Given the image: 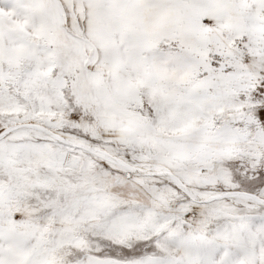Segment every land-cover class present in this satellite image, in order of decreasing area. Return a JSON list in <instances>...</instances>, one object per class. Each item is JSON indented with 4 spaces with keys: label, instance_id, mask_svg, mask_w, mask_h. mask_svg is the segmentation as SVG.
<instances>
[{
    "label": "snow or ice",
    "instance_id": "obj_1",
    "mask_svg": "<svg viewBox=\"0 0 264 264\" xmlns=\"http://www.w3.org/2000/svg\"><path fill=\"white\" fill-rule=\"evenodd\" d=\"M0 264H264V0H0Z\"/></svg>",
    "mask_w": 264,
    "mask_h": 264
}]
</instances>
